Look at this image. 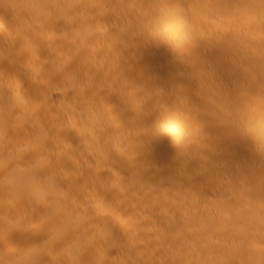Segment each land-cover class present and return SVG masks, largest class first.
<instances>
[{
  "label": "bare ground",
  "instance_id": "1",
  "mask_svg": "<svg viewBox=\"0 0 264 264\" xmlns=\"http://www.w3.org/2000/svg\"><path fill=\"white\" fill-rule=\"evenodd\" d=\"M202 1L0 0V264H264V0Z\"/></svg>",
  "mask_w": 264,
  "mask_h": 264
},
{
  "label": "rangeland",
  "instance_id": "2",
  "mask_svg": "<svg viewBox=\"0 0 264 264\" xmlns=\"http://www.w3.org/2000/svg\"><path fill=\"white\" fill-rule=\"evenodd\" d=\"M207 1V0H206ZM205 1V2H206ZM198 2L201 4V2H203V4L205 5L206 3H204V1H202V0H198ZM247 2H245V4L244 5H246V7L248 6V4H246ZM248 3H250V5L248 6V7H253V4L251 3V2H248ZM222 9H225V8H223L222 7ZM221 10V9H220ZM222 11H224V10H222ZM225 15H227L228 16V14H225ZM224 15V22H225V19H229V20H231V22H233L234 20L232 19V18H234L231 14H229L230 16L229 17H226ZM231 16H232V18H231ZM27 21H23L22 19L20 20V22L19 23H17L16 24V26L17 27H15L16 28V30L18 29H20L19 31H21L22 29H25V30H28V28H30V29H33V28H35V29H37L36 27H38V26H36L35 24H33V23H29V26L27 25L26 26V23ZM44 23V24H43ZM47 24V22H41L40 24H39V30L41 31V33L44 35H46L47 33H49L48 31V29H45V28H48L47 26L48 25H46ZM30 24H32L31 26H30ZM42 24V25H41ZM19 26V27H18ZM43 26H44V28H43ZM32 27V28H31ZM24 30V31H25ZM44 32H43V31ZM23 31V30H22ZM49 40H47V42H45V45H44V53H49V56H50V60H49V65L51 66V69L52 68H54V69H56L55 67H56V61H57V69H59L58 71H61V70H63L62 68H61V65L63 64V65H66V64H68L70 67H72L73 65H74V63L76 62V60L78 59V57H79V59L77 60V61H79V60H81V59H83V57L84 56H86V52H87V50H86V48L85 47H76V48H74L73 49V51H72V53H74L73 55H72V57H74L73 59L71 58L70 60L69 59H67V61H66V58H63L62 57V59L64 60H62V61H59V60H61V58L60 57H58L57 58V56L53 53V48L55 47V46H57V47H61L60 46V44L58 43H56V45L55 46H50L49 45ZM47 45V46H46ZM46 46V47H45ZM52 47V48H51ZM66 48L67 47H63V49L64 50H66ZM50 49V50H49ZM52 49V50H51ZM34 54H38L37 53V50L36 51H32ZM76 52V53H75ZM0 53H1V50H0ZM204 53H206L203 57H201L200 59H201V61L205 64V67H207V65H209V61H210V59L213 61V63L215 64L214 65V67L216 68V72L214 71V73H215V75L216 76H211V75H209L207 72H201V71H199V73H198V71H195V75H194V78H195V82H194V85L192 86V88L189 90V92H187V93H189V95L191 96V94H196V95H198V96H202V97H205V99L207 100V101H211V104H212V107H211V104H210V110L209 111H212V112H215L214 114L212 113V112H210V114H213L214 115V117L216 116L218 119H220V118H222L221 119V122L222 123H225V126H227V124L228 123H230V121H228V122H225V109L224 110H222L223 108H221L223 105H224V101H223V98L222 97H224L223 96V94L221 95V94H219V92L218 93H216L215 94V97L213 96V95H208V94H206V93H204L205 95H203V93L201 92L202 90L199 88V87H197V86H195L197 83H198V80L199 79H197V78H200V76H202V75H204L203 77V80L204 79H206L207 81H210V82H212L214 79H216V78H224L225 76H224V74H226L227 75V73L229 72L228 70H227V68H225V65H227V64H229L228 62H230V59L229 58H227L226 59V56H228L227 54H226V56L225 55H223V57H221L220 55L218 56L217 55V53H214V52H207V51H205L204 50ZM51 54V55H50ZM53 54V55H52ZM84 55V56H83ZM225 56V57H224ZM56 60H55V59ZM218 58L221 60H218ZM223 58H225V59H223ZM75 59V60H74ZM228 59H229V61H228ZM54 60H55V63L53 64L52 63V65H51V61H53L54 62ZM223 61H224V63H223ZM226 61V62H225ZM228 61V62H227ZM62 62V63H61ZM237 62H239V60L238 61H236V62H232V63H235L236 65H238V67H240V66H244L245 65V63L243 62V61H240L238 64H237ZM207 63V64H206ZM241 63H244V65L243 64H241ZM60 64V65H59ZM72 66H71V65ZM217 64V65H216ZM225 64V65H224ZM221 65V66H220ZM60 66V67H59ZM220 67L223 69V70H221L220 69ZM246 66H244V68H245ZM10 70L11 69H8L6 72L8 73L7 75H8V77H10L11 75H13V73H15V71H17L16 69H12L11 70V72H10ZM227 70V71H226ZM12 71H13V73H12ZM218 71H220V72H218ZM224 72V73H223ZM12 73V74H11ZM198 73V74H197ZM198 75V76H197ZM206 77V78H205ZM213 78V79H212ZM200 79H202V77L200 78ZM205 80V81H206ZM209 82V83H210ZM207 83V82H206ZM208 83V84H209ZM230 84L231 85H233V82H230ZM210 85V84H209ZM208 85V87L209 88H211V86H209ZM263 85V84H262ZM262 85H261V88H262ZM22 87H23V85H22ZM263 87H264V85H263ZM264 88H262L261 90H259V93L262 95L263 93H264V90H263ZM21 89H19V91H20ZM198 92V93H197ZM201 92V93H200ZM200 94V95H199ZM202 94V95H201ZM188 95V94H187ZM188 95V96H189ZM222 97H221V96ZM189 96V97H190ZM208 96V97H207ZM210 96V97H209ZM212 96V97H211ZM209 98V99H208ZM192 100H193V98H192ZM191 99H190V102L192 101ZM213 100V101H212ZM242 100H243V98H242ZM160 101L161 100H159V104H160V106H162L163 104H162V101H161V103H160ZM194 101V100H193ZM196 102V101H195ZM214 102V103H213ZM194 103V102H193ZM218 103H219V108H217L218 107ZM221 103V104H220ZM223 103V104H222ZM234 103L236 104V105H238V106H242V105H244L243 103H245L246 104V101L244 102V100L243 101H239V100H237V103H236V101L234 100ZM241 103V104H240ZM158 104V105H159ZM215 104H217L216 106H215ZM186 105H187V107H186ZM186 105H181V107H184V108H187L186 110H184V108H183V111H182V109H180V107L178 108H174V110L176 111V113H175V111H173V110H170V112L172 113V115H173V113H175L176 114V116L178 117V119H179V123H181L180 124V130H182L181 128L183 127V125H185L187 122H186V120H184L185 118H183V121H182V119H181V117H187V115H185V113L187 112V111H189V110H191V108L192 107H194L195 106V103L192 105V103H190V104H186ZM189 106V107H188ZM214 106V107H213ZM224 107V106H223ZM219 109V110H217V109ZM212 109V110H211ZM215 109V110H214ZM179 110H181V112L179 111ZM186 111V112H185ZM185 112V113H184ZM220 112V113H219ZM184 113V114H183ZM186 114H188V112L186 113ZM221 115V116H220ZM220 116V117H219ZM225 117V118H224ZM223 119H224V122H223ZM220 121V120H219ZM231 124V123H230ZM228 124V126L224 129V127L222 128V130H221V132H223V133H219V135L221 136V138H223V140H225L226 142H228V141H231V140H233V139H235V140H233V142L234 141H242L243 140V135H239V133L237 132L236 133V131L234 130V128H233V124ZM229 125H230V127H229ZM167 128H161L162 130H166V131H171V127L170 126H166ZM170 127V128H169ZM169 128V130H167ZM232 133V134H231ZM222 134V135H221ZM238 135V137H237V135ZM227 136V137H226ZM234 136H235V138H234ZM113 137H114V135H113ZM229 137V138H228ZM238 139V140H237ZM242 139V140H241ZM228 140V141H227ZM204 143V142H203ZM206 143V142H205ZM208 143V142H207ZM206 143V144H207ZM99 147H97L98 146V144H96L95 145V147H96V149L97 148H99V150H102V148H103V145L101 144V142L99 143ZM102 145V146H101ZM101 147V148H100ZM109 149V148H108ZM94 150H95V148H94ZM98 150V149H97ZM96 150V151H97ZM96 151H94V152H96ZM101 152V151H100ZM99 151H98V154L100 153ZM200 154L201 153H203V155H201V157L203 158V159H206L208 162L210 161V159H211V156H210V154L208 153V152H199ZM207 153V154H206ZM93 154V153H92ZM114 154V157H115V159L118 161L119 160V156H118V153H116V151H115V153H113ZM119 157V158H118ZM213 161V160H212ZM218 161V160H217ZM222 161H225V160H220L219 159V162H216V160H214V162H216V163H220V164H222V166H224L225 165V168H227V167H229V165H230V163L228 162V161H225V163L224 162H222ZM214 162H210V164L212 165ZM214 165V164H213ZM207 178V177H206ZM208 178H210V181L208 180V184H207V186L209 185V187L212 185H214V184H212L214 181H215V179L216 178H211L210 176H208ZM207 178V179H208ZM212 182V183H211ZM222 182V181H221ZM215 183V182H214ZM216 183H217V180H216ZM215 183V184H216ZM219 183V184H218ZM216 185H214V188H222V183L220 184V182H218ZM220 185V186H219ZM211 189H212V187H211ZM222 190V189H221ZM146 198V197H145ZM206 204H200V207H199V205L198 206H196V207H199V208H197L198 209V212L203 208V209H205V211L202 209V211H200L199 213H201L202 215H203V217L205 218V217H212L211 219H213V220H220V218H218L219 216L218 215H220V217L222 216V214H220V212H218L217 210H216V212L214 211V213L213 214H209L211 211H209L210 210V207L211 206H213V208H215L214 207V205H213V203H208L207 204V201L205 202ZM212 204V205H211ZM209 205H211L210 207H208L207 208V206H209ZM207 210V211H206ZM205 212V213H204ZM209 212V213H208ZM199 213H198V215H199ZM217 213H219V214H217ZM200 214V215H201ZM207 216H206V215ZM180 215V217H183V215H181V214H179ZM200 217V216H199ZM215 217H217V218H215ZM205 253H203V252H197V254H195L194 255V257H197V256H199L198 258H205Z\"/></svg>",
  "mask_w": 264,
  "mask_h": 264
}]
</instances>
